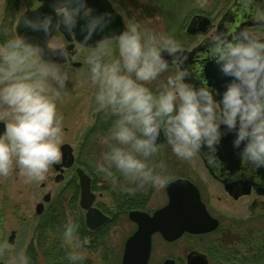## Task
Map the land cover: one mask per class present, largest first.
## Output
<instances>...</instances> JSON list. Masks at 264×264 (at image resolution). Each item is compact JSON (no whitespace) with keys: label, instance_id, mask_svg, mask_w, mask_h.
<instances>
[{"label":"clouds","instance_id":"clouds-1","mask_svg":"<svg viewBox=\"0 0 264 264\" xmlns=\"http://www.w3.org/2000/svg\"><path fill=\"white\" fill-rule=\"evenodd\" d=\"M50 8L25 11L17 35L0 46V119L7 121L0 134V177H8L16 165L28 181H43L50 166L61 160L63 116L57 100L69 77L50 53L65 59L69 53L62 42L49 44L57 23L66 33H79L87 44L109 32L114 21L111 10H97L89 0H51ZM252 19L264 24V5L257 3ZM207 43L219 71L232 78L220 99L210 85L188 82L186 71L169 76L158 91L147 86L168 70L165 52L183 62L176 55L181 44L171 35H152L130 23L119 33L118 56H113L110 40L95 41L87 57L95 104L115 117L105 140L107 150L95 168L114 186L134 192L169 182L170 177L157 172L164 169L163 162L154 160L162 132L174 155L185 161L200 154L218 158L223 137L232 133V147L242 164L264 168V38L247 30L231 38L217 31ZM116 172L126 185L119 184ZM78 227L66 224L65 239L74 241ZM10 250L7 241L0 243V255ZM68 260L83 264L86 255L77 250ZM15 264H30V259L21 250Z\"/></svg>","mask_w":264,"mask_h":264},{"label":"flooded vegetation","instance_id":"flooded-vegetation-1","mask_svg":"<svg viewBox=\"0 0 264 264\" xmlns=\"http://www.w3.org/2000/svg\"><path fill=\"white\" fill-rule=\"evenodd\" d=\"M257 3L264 5L263 0H236L233 6L226 12V17L224 14L216 24H213L210 20V27H208L206 33H199L202 37L197 44L189 49H186V47H181L180 49L191 51L194 48H198V51H196L191 57L188 55L182 56V63L172 60L168 69L173 70L175 74L183 71L188 72V82L196 86L202 84L210 85L218 91L216 98L220 99L227 83L232 78L223 75L219 71L218 66L212 60L210 46L207 43L208 37L217 31L224 32L228 34L229 38H231L241 30L248 31L249 28L264 29V24L257 23L252 19ZM41 4L42 3L38 0H0V46H2L7 39L17 35L16 25L19 16L27 10L38 8ZM57 11L65 10L60 9ZM59 25L60 24L58 23L54 34L49 40V44L57 33H60L63 36L58 29ZM211 28H213L212 33L209 31ZM118 38L119 36L108 40H110L112 44H117ZM259 38H264V35L259 36ZM67 45L68 43L66 42L64 46ZM77 45L80 46L82 50H88V56L94 50V48H87L77 43L75 44V47H77ZM83 54L84 53L78 52L77 50L71 57L70 61L61 63L60 65L68 64L80 68L83 64L82 61L87 60V57ZM113 56H118V45L113 49ZM214 67L215 69L216 67L218 69L217 78L216 76L213 78L216 82H210L205 74V70ZM208 72L210 75L214 73L210 70H208ZM151 89L154 92L160 90V88ZM95 91V87L90 83L88 90V94L90 95L87 109L84 106L89 124L86 127L78 128L76 131L75 137L78 139L77 146H72L71 143L63 141L60 146L62 154L61 160L59 163L50 166L48 172L45 174L46 178L43 181H28L16 165L13 166L8 177H0V243L7 241L11 249L4 255H0V264H7V261L12 256L11 254L14 250L20 251L25 249L24 254L30 259V250L33 242H35L34 235L41 224H47L46 220L48 218H61L63 211L68 218L78 217L82 209L80 207L81 187L77 169H82L90 179V190L94 194L92 207L97 208L109 218L101 227L105 226L111 220L116 221L117 218L125 217L117 208L116 204L115 207L111 209L106 208V206L97 202V197L102 199L103 195H110V198L112 201L114 200L115 203L117 201H122L117 195L118 190L116 188L118 185L114 186L109 178L98 173L95 168L96 163L93 162L88 170L82 163L85 162L84 160L87 159V156L91 157V159H88L93 160L95 156L98 157L107 150L105 140L109 136L110 128L115 119V117L107 115L104 111L98 110L94 100ZM57 110L63 116V140V135L67 134L69 131V128L64 125L65 119L69 117L70 113L78 119V113H83V107L79 106L77 108L74 105L72 112H70V110L67 111L62 106L59 108L57 106ZM2 111L3 109H0V112ZM6 122V120L0 119V134L4 132ZM162 134L163 140L158 143L160 151L155 156V158H157L156 162H160L161 158L159 155L165 153L168 154L167 149L171 148L167 143L163 132ZM233 138L232 133H227L223 137L219 147L218 158L216 159L203 154L197 155L201 162V168H194L196 165L184 161V163L178 164L163 163L165 167L169 166L168 169H157L158 173L162 171L166 172V175L170 177L169 182L177 179H184L192 183L197 188L200 199L205 205L208 213L218 220V226L215 230L200 235L214 236L219 234L220 237H222L223 234L230 232L229 228L223 226L222 217L216 215L210 206L213 196V192L210 191V189L212 190L213 187L211 185L213 184L217 187L223 197L232 200L234 203L244 204V211L252 210L253 215H251L252 217L250 216L252 219H264V168L257 170L250 165L242 164V161L237 155V150H234L232 147ZM67 155L72 156V163L69 167H65V162H68V157H65ZM115 175L119 178V181L124 180V182L121 181L123 183L121 185H126L127 182L118 172H116ZM167 184L165 185V191ZM110 185L114 186L115 192H111L109 189ZM147 186H149V192L151 188L154 187L153 185ZM99 189L103 191L98 193ZM149 195L146 199L147 203L149 201ZM217 199H219L218 196ZM148 209L147 205L144 209H132L128 211L125 218L131 221L129 219V213L131 211H144L151 214L156 210ZM82 211L83 215H85V211ZM239 213V211L236 212L237 219H239ZM116 222L111 226L110 234L112 228L116 225ZM259 222L262 223V221ZM241 223L244 222H241L240 220L235 221V225L238 227ZM235 230L236 229H234V231ZM236 231V233L232 232L235 234V242L233 246L238 248L239 244L242 243L243 238L240 237L238 233L239 230L237 229ZM184 235L194 236L188 233H185ZM224 244L226 245V243ZM152 250L153 249H151V254ZM233 251L235 256L238 257V250L233 248ZM151 254L149 263L151 260ZM203 256L207 263L211 264L207 254L204 253ZM187 257L188 255L186 256V263Z\"/></svg>","mask_w":264,"mask_h":264},{"label":"rangeland","instance_id":"rangeland-1","mask_svg":"<svg viewBox=\"0 0 264 264\" xmlns=\"http://www.w3.org/2000/svg\"><path fill=\"white\" fill-rule=\"evenodd\" d=\"M110 1L112 2V5L117 10V12H119L123 16V19L128 26L130 23L125 15V12L117 4H115V2H113L112 0ZM235 1L236 0H192L191 8L195 10V12H192L190 9L185 13L183 19L186 20H183V23L181 22V24L178 26L179 28L181 26V31L178 32V38L175 39H178L177 41L181 44L182 48L186 47V49H189L193 47L201 40L202 36H200L199 34L189 36L186 32L191 18L194 15H203L208 17L213 24H216L217 21L222 18V16L226 14V12L233 6ZM196 10H199V12H196ZM152 23L154 25L149 28V34L156 36L166 35V33H162V30H166L165 26H163L161 30L158 20L152 21ZM175 30H178V28L176 27ZM212 30L213 28H211L209 31H211L212 33ZM248 32L254 34L257 37L264 35V29L261 28H249ZM56 41L62 42L63 45L66 44V40L60 33H57L53 37L50 44ZM116 45L117 44H112V48L114 49ZM75 49L76 51L78 50V52L84 53L83 55L88 57V50H82L78 45L77 47H75ZM82 62L83 64L80 68L68 64L60 65L61 68L68 74L69 79L66 83L65 88L61 90L60 98L57 100L58 108L62 106L65 110H70V112H72L74 105L77 108L79 106L83 107V113H78V119L75 118L72 113H70L69 117L65 119L64 122V125L69 128V131L67 134L63 135V141L71 143L72 146L75 147L77 146L78 141V139L75 137L76 131L78 130V128L86 127L89 124V122L87 121L86 110H84V106L87 109L90 95L88 94L91 83L89 79L90 66L87 64V60H83ZM174 75L175 72L168 69L166 72L161 73L160 77H158L156 81L151 82L147 86L153 89H162V85L167 83L168 77ZM167 152L168 154L165 153L159 155L161 158L160 162H163L165 164L184 163L185 160L178 159L172 152L171 148H168ZM101 156L102 155H99L98 157L95 156L94 159L90 161L96 163L101 158ZM187 162L196 165L194 168H201V162L198 156L194 157L192 161ZM168 167L166 166L164 167V169H168ZM160 174L166 175V172L162 171L160 172ZM121 181L124 182V180H120L119 184H123ZM213 185H211L213 187L212 190L210 189V191L213 192L210 206L216 215L222 217L223 226L225 228H229L230 232L223 234L222 237H220L219 234L214 236L194 235L191 237L184 235L178 240L171 243L165 242L159 235L156 234L153 236V250L151 254L150 264H162V262L168 258L174 259L177 264H188V260L186 263L187 255H203L204 253L207 254V257L211 264H239V261L242 260V258L251 257L250 254L243 255L245 251H247V246H245L243 242L239 244L238 248H235L233 246L235 242V234L232 232L236 233V230L238 229V233L241 238H244V236H246V238H249L250 235L251 239L253 235L261 236L264 234V219H252V210L244 211V204H237L232 202V200L226 199L221 195L217 187ZM101 191L103 190L99 189L98 193H100ZM149 193L150 197L147 203V206L149 208L148 210L158 209L167 204L168 198L165 191V186L161 187L159 185H155L153 188H151ZM217 196L219 197V199H217ZM110 197V195H103L102 199L97 197V202L101 203L103 206H106V208L112 209L115 207L116 203L114 202V200L112 201ZM237 211L240 212L239 219H237L236 217ZM79 214H81L84 219L82 210ZM117 219V222L115 221L116 225L112 228L111 235L115 237V242L122 245L125 240L135 231L136 224L127 220L125 217H120L118 220ZM238 220L244 222L241 223L239 227L235 225V221ZM259 221H262V223ZM234 229L236 230L234 231ZM224 243H226V245ZM233 248L238 250V257L235 256ZM22 251L25 253V249H22ZM17 252H19V250H14L12 252V256L7 261V264H15V256ZM122 253L123 251L121 252V254ZM40 264L44 263L40 261ZM245 264H250V262H245Z\"/></svg>","mask_w":264,"mask_h":264},{"label":"water","instance_id":"water-1","mask_svg":"<svg viewBox=\"0 0 264 264\" xmlns=\"http://www.w3.org/2000/svg\"><path fill=\"white\" fill-rule=\"evenodd\" d=\"M38 1L42 4L31 11H52L50 8L51 0ZM89 2L97 10H111L114 16V21L111 25L110 31L105 33L103 37L94 36L92 41L85 44L79 33H66L59 25V31L68 42V45L65 47L68 49L69 53L67 59L50 53L51 58L59 64L71 60V57L76 53L75 43L87 48H93L96 40L117 37L121 30L126 28L123 17L113 8L109 0H89ZM57 10H60V8ZM31 11L29 14H34ZM226 15L227 13L225 14V17ZM208 27H210V19L208 17L194 15L187 26L186 32L190 35L199 33L205 34ZM19 31L25 30L18 28V32ZM54 32H52L51 37ZM29 34L36 38L43 36V33H32L30 31ZM197 49L198 48H194L191 51L180 50L176 55L180 57L188 55L191 57L196 51H198ZM164 56L165 59L169 61L170 65L171 61L174 60L173 57L167 52L164 53ZM208 70L213 71L214 73L210 75L208 74ZM217 70V67L216 69L214 67L205 70V74L210 82H216L213 78L215 76L217 78ZM162 140L163 134L161 133L158 143ZM65 157H68V162H65V167H69L72 163V156L67 155ZM77 173L79 175L81 187L80 207L85 210V224L89 229L95 230L106 223L109 218L97 208L92 207L94 194L90 190V179L88 175L85 174L82 169H77ZM166 194L168 197L167 204L156 209L153 213L148 214L144 211H131L129 213V219L136 224V230L125 240L121 264H148L152 249V238L155 234H159L164 241L171 243L181 238L185 233L200 235L209 233L217 228L218 220L208 213L205 205L200 199L197 188L188 180L177 179L169 182L166 186ZM187 260L188 264H208L204 256L201 254H190L187 257ZM162 264H176V262L174 259L168 258L165 259Z\"/></svg>","mask_w":264,"mask_h":264},{"label":"trees","instance_id":"trees-1","mask_svg":"<svg viewBox=\"0 0 264 264\" xmlns=\"http://www.w3.org/2000/svg\"><path fill=\"white\" fill-rule=\"evenodd\" d=\"M124 12L129 23L138 24L144 31L149 33V28L154 24L152 21L158 20L162 33L178 38V27L185 13L191 9L192 0H112ZM199 12V10H196ZM188 17V16H187ZM151 21V22H150ZM183 23V22H182ZM164 24V25H163ZM178 30H175V28ZM187 35V34H185ZM178 40V39H177ZM90 156L82 162L88 170L93 162ZM154 160L156 161L157 159ZM111 192H115L114 186H109ZM117 195L122 201H117V208L122 215L127 216L132 209H144L147 205L146 199L149 195V186L137 188L134 192L122 190L118 185ZM69 222L76 223L78 232L74 241H68L64 237L65 225ZM115 220L109 221L105 226L91 231L85 223L81 214L78 217L68 218L63 211L61 218H48L47 224H41L34 235V240L30 250V264H70L68 256L79 250L86 255L83 264H121L123 245L114 241L115 237L110 234V228ZM191 237L190 235H188ZM251 236V235H250ZM244 236L243 243L247 246L245 254H250L249 258H242L239 264H264V234L253 235L252 239ZM219 253V251H218ZM249 261V262H248ZM150 264V263H149Z\"/></svg>","mask_w":264,"mask_h":264}]
</instances>
